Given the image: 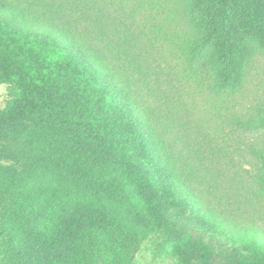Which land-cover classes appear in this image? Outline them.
Here are the masks:
<instances>
[{"label": "trees", "instance_id": "1", "mask_svg": "<svg viewBox=\"0 0 264 264\" xmlns=\"http://www.w3.org/2000/svg\"><path fill=\"white\" fill-rule=\"evenodd\" d=\"M14 15L50 30L19 27ZM260 56L264 0H0V86L9 89L0 131L28 132L21 155L32 178L74 184L107 209L120 203L132 222L116 227L121 248L162 224L196 235L218 264H264V147H249L259 173L246 194L225 147L230 134L264 135V103L241 116L230 106ZM157 72L170 90L174 79L206 95L216 141L200 119L191 127L203 146L184 144L178 91L160 100L147 82ZM63 191L53 199L72 198ZM37 200L0 201V264H70L97 219L114 226L109 213L70 210L50 228L56 207Z\"/></svg>", "mask_w": 264, "mask_h": 264}, {"label": "rangeland", "instance_id": "2", "mask_svg": "<svg viewBox=\"0 0 264 264\" xmlns=\"http://www.w3.org/2000/svg\"><path fill=\"white\" fill-rule=\"evenodd\" d=\"M54 1L48 0V2L52 3ZM13 17L14 23L19 27L28 30L40 28L50 30L47 25L44 26L35 19L26 18L22 15H14ZM65 39H67L66 36ZM159 51L161 56L164 54L167 55V52L162 48ZM163 57L159 59L158 64H161L162 68L166 70L167 64ZM171 65L175 67L177 62L175 64L171 63ZM176 70L178 69L176 68ZM168 71L166 70V73ZM157 73L156 75L150 73L147 82L151 84L152 91L154 90L160 100L165 98L166 101L170 96H174L173 90L178 91L177 97L183 105L181 108L185 110V112H181L185 122H180L181 131L179 133L180 136L184 137V144H189L190 146L193 144L195 148L201 142L203 144L204 139L196 131L192 130V127L193 123L201 119L204 121L208 130L215 128L213 122V124L209 123L211 115L208 114V111H211V109L207 104L206 95L201 94L195 85L184 82L176 83L174 79L172 81L177 89L170 90V86L167 84L170 78L162 76L161 72ZM172 77L175 78L173 75ZM140 91L144 92V89H140ZM156 95L155 100L159 101ZM8 100V87L0 86V110L6 107ZM263 103L264 56H260L254 62L245 88L231 102L230 106L235 115L241 116L252 113V111ZM172 113L175 119H178L176 121L179 123L180 117L177 116L176 110L172 111ZM226 131L227 134L231 133L229 127ZM27 134L28 132L23 129L17 131L12 130L9 134L0 131V201L18 202L20 199H40L44 202V206H55V210L49 213L51 217L48 227L50 228L56 227V218L60 215L62 216L65 211L70 212V210H85L91 213L97 212L100 215L109 213L112 216L111 220L113 221H110V223L113 222L114 226L97 219L96 222L98 224H96L97 226L93 230L84 233L77 231L81 233L77 241L81 248L75 243L76 249L71 254L70 264H218L216 258L207 255L199 246L196 235L182 230L180 227H167L162 224L153 225L148 230H144L145 239L141 245L127 250L121 248L120 245H117L116 241V227L122 224H126L129 227L132 226V222L124 218V214L126 213H124L125 210L121 204L117 202L107 203V209L103 206V203L92 196L85 200L86 197L83 192V196L81 194L79 195L75 190L74 184H67L55 180L45 182L40 176L32 178L24 169V159L21 155L24 150V142H22V139L25 140ZM212 135L216 141L214 129L212 130ZM229 137L226 139V143L228 144L225 147H230V151L233 153V166L241 170L240 176H237L239 185L236 186L240 187L241 185L240 192L246 194L245 192L249 191V186L252 185L251 176L259 173L258 166L249 153V147L256 144L264 147V135L258 132L239 135L230 134ZM219 143L221 145L224 144L223 141ZM187 147L189 148V146ZM186 151L188 152V149ZM34 180L39 181L34 183ZM56 188H61L64 191L70 190L72 198L65 199L58 197L53 199V192ZM64 191L63 194H65ZM44 194H48L45 199L42 198ZM252 198L254 199L253 196ZM257 198L262 200L261 203L264 206V196H257ZM131 218L134 223L135 217ZM259 223L260 227L264 229V221H260Z\"/></svg>", "mask_w": 264, "mask_h": 264}]
</instances>
